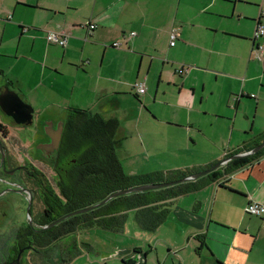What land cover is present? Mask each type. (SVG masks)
I'll use <instances>...</instances> for the list:
<instances>
[{
    "label": "crops",
    "instance_id": "0c3cea01",
    "mask_svg": "<svg viewBox=\"0 0 264 264\" xmlns=\"http://www.w3.org/2000/svg\"><path fill=\"white\" fill-rule=\"evenodd\" d=\"M259 25L264 0H0V90L15 92L38 118L80 109L116 121L123 173L176 181V172L208 170L264 135ZM60 31L69 35L66 46L48 44L47 32ZM141 80L145 93L137 95L132 85ZM250 201L264 206V156L173 199L165 221L145 231L149 241L107 258L264 264L262 220L244 212Z\"/></svg>",
    "mask_w": 264,
    "mask_h": 264
},
{
    "label": "flooded vegetation",
    "instance_id": "af4514ba",
    "mask_svg": "<svg viewBox=\"0 0 264 264\" xmlns=\"http://www.w3.org/2000/svg\"><path fill=\"white\" fill-rule=\"evenodd\" d=\"M68 116L16 123L0 108V264L67 263L66 247L53 253V246L43 240L73 235L80 228L72 231L66 224L78 216L70 214L98 204L71 210L89 196L93 200L98 191L79 182L86 174L85 162L79 160L87 143L81 141L72 150L70 138L77 125Z\"/></svg>",
    "mask_w": 264,
    "mask_h": 264
},
{
    "label": "trees",
    "instance_id": "16d2710c",
    "mask_svg": "<svg viewBox=\"0 0 264 264\" xmlns=\"http://www.w3.org/2000/svg\"><path fill=\"white\" fill-rule=\"evenodd\" d=\"M68 120L72 125H77V130L72 133L73 136L70 138L72 150L81 141L87 143L85 156L79 160L85 162L86 174L85 177L83 176V180H79V182L85 186L94 187L98 191L97 197L93 200L89 196L79 204L74 203L71 210L82 209L96 204L95 202L99 203L109 195L121 190L169 180L160 174L129 177L123 173L115 156V133L118 128L116 121L105 120L97 114L80 109H70ZM263 141L264 135L251 146H243L231 153L228 158L248 152ZM262 156H264V147L253 155L231 159L225 165L222 173L217 169L194 182L189 181L168 188L122 195L110 199L104 205L87 213L71 218L66 224L70 223L72 231L75 230L77 225L80 229L96 228L112 232L122 231L128 218V212L134 210V219L138 227L141 230L153 232L165 221L169 213V205L173 199L197 191L204 185L216 181L221 175L231 174L236 169L252 164ZM191 175L176 172L174 178L179 180ZM79 182L78 185L80 186ZM63 226L64 224L61 227ZM60 240V238H51L43 241H48V244L53 246L54 243ZM76 255L74 253L69 255V259H73ZM122 262L126 264L125 261Z\"/></svg>",
    "mask_w": 264,
    "mask_h": 264
},
{
    "label": "rangeland",
    "instance_id": "374dc122",
    "mask_svg": "<svg viewBox=\"0 0 264 264\" xmlns=\"http://www.w3.org/2000/svg\"><path fill=\"white\" fill-rule=\"evenodd\" d=\"M41 120V117L37 120V117L34 114V124ZM127 135H129V133ZM9 198L12 201L17 200V198L12 196ZM23 207L24 205L22 206V209ZM13 212V210H9L8 213L10 218ZM134 213V210L128 213V218L124 227V234L115 235L100 229H76V232L73 235H69L68 237L54 243L53 247L55 249L52 247V252H57L60 247L64 246L66 247L65 249L63 248L66 255H71L73 253L77 254L73 259H67V263L64 264H123L122 259L118 258V256L117 258L115 256L113 258H107V255L113 253L118 248H120L119 250L122 251L126 247L127 250L124 252L134 254L135 249L130 248L132 245L136 244L137 242L139 243L143 241H149V237H147L149 234L135 226ZM116 238H120V243L118 240H116ZM0 241H2L1 238ZM146 247L147 245L144 246V250H147ZM128 255L129 254H125L124 256L123 254L124 257H128ZM141 255L142 254H139V259L141 258Z\"/></svg>",
    "mask_w": 264,
    "mask_h": 264
},
{
    "label": "water",
    "instance_id": "95a60500",
    "mask_svg": "<svg viewBox=\"0 0 264 264\" xmlns=\"http://www.w3.org/2000/svg\"><path fill=\"white\" fill-rule=\"evenodd\" d=\"M0 108L4 113L12 116L15 119L16 123H27V124H29L32 120V117H33V108L30 105L24 103L15 92L11 91L7 87L4 88L3 92L0 93ZM263 147H264V141L261 142L260 144H258L257 146H255L254 148H252L248 152H245V153H242L239 155H234L230 158L225 159L220 164H216L215 166L209 168L208 170L193 174L191 176L185 177V178L180 179V180L171 181V182H163V183H155V184H146V185H141V186H137L134 188L115 192V193L109 195L108 197H106L100 203H98L94 206L82 209V210H78L76 212H73L70 215H79V214L86 213L92 209H95L101 205H104L110 199H113V198H116V197H119L122 195H127L130 193H136V192H145V191L168 188V187L174 186L178 183L185 182L187 180L198 179V178L205 176V175L209 174L210 172L216 170L219 166L229 162L231 159H238L241 157L253 155V154L257 153L258 151H260Z\"/></svg>",
    "mask_w": 264,
    "mask_h": 264
},
{
    "label": "built area",
    "instance_id": "2783aa9c",
    "mask_svg": "<svg viewBox=\"0 0 264 264\" xmlns=\"http://www.w3.org/2000/svg\"><path fill=\"white\" fill-rule=\"evenodd\" d=\"M94 28H95V25L90 24L87 28V30H88L87 35H90L92 33V31L94 30ZM26 30L27 29H24V31H26ZM131 35H134V33H131ZM169 35H170L169 45L174 46L175 42L179 38V33L176 30L172 29L170 31ZM68 36L69 35L67 33L61 32V31L60 32H47L45 39H46L48 44H54L57 46L65 47L67 44ZM262 38H264V29L262 26L259 25V26H257V28L254 32V39L260 40ZM112 46L115 48H119L120 44L116 42V43H113ZM255 50H256L255 58L257 60H261L262 59V56H261L262 45H258L255 48ZM186 70L187 69H185L184 67H181L178 70V72L183 73ZM132 89L136 92L137 95H143L145 93L144 81H142V80L136 81L132 85ZM244 212L249 216L261 218V220H262L261 228L264 231V206L262 204L255 202V201H250L245 206Z\"/></svg>",
    "mask_w": 264,
    "mask_h": 264
}]
</instances>
